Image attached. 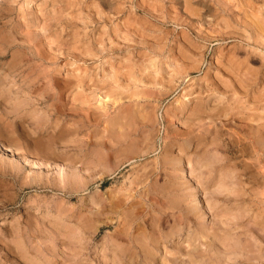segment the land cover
<instances>
[{
	"label": "rangeland",
	"instance_id": "1",
	"mask_svg": "<svg viewBox=\"0 0 264 264\" xmlns=\"http://www.w3.org/2000/svg\"><path fill=\"white\" fill-rule=\"evenodd\" d=\"M155 1L0 0V264H264V0Z\"/></svg>",
	"mask_w": 264,
	"mask_h": 264
},
{
	"label": "bare ground",
	"instance_id": "2",
	"mask_svg": "<svg viewBox=\"0 0 264 264\" xmlns=\"http://www.w3.org/2000/svg\"><path fill=\"white\" fill-rule=\"evenodd\" d=\"M57 1V0H56ZM153 1V0H152ZM155 1V0H154ZM158 2L157 3H159L160 2V0H157ZM166 1V0H165ZM177 1V0H176ZM156 2V1H155ZM169 2V1H168ZM191 2V1H190ZM189 2V0H186V3L188 4V3H190ZM217 2V1H216ZM220 2V1H219ZM218 2V3H219ZM112 3V2H111ZM152 3H154V2H152ZM171 3V2H170ZM179 3H181V2H179ZM201 3V2H200ZM155 4V3H154ZM161 4V3H160ZM183 4V3H182ZM215 4V3H214ZM109 5V4H108ZM178 5V4H177ZM185 5V4H184ZM191 5V4H190ZM112 6V5H111ZM145 6V5H144ZM173 6V5H172ZM206 6V5H205ZM223 6V5H222ZM163 7V6H162ZM168 7V6H167ZM175 7H177V6H175ZM183 7V6H182ZM189 7V6H188ZM207 7V6H206ZM205 7V8H206ZM210 7V6H209ZM143 8V7H142ZM147 8V7H146ZM155 8V7H154ZM165 8V7H164ZM240 8V7H239ZM160 9V8H159ZM188 9V8H187ZM186 9V10H187ZM208 9V8H207ZM216 9V8H215ZM152 10V9H151ZM150 10V11H151ZM189 10V9H188ZM222 10V9H221ZM185 11V10H184ZM198 11V10H197ZM196 11V12H197ZM214 11V10H213ZM192 13V12H191ZM199 13V12H198ZM201 14V13H200ZM210 14V13H209ZM213 15V14H212ZM245 16V15H244ZM175 17V16H174ZM246 17V16H245ZM178 18V17H177ZM179 19V18H178ZM219 19V18H218ZM177 20V19H176ZM262 22H264V20H262ZM238 23V22H237ZM257 24V23H256ZM256 24H255V27H256ZM254 26V25H253ZM253 27H252V24H251V28L250 29H252ZM262 29H264V28H262ZM254 30V29H253ZM259 31V30H258ZM261 31V30H260ZM256 35H259V34H256ZM252 37V36H251ZM258 37V36H257ZM262 37V36H261ZM254 38V37H253ZM247 39H249V38H247ZM259 39L260 40H262V39H264V38H258V41H259ZM257 40V39H256ZM257 43V42H256ZM258 45V44H257ZM260 45V44H259ZM262 46V45H261ZM239 65V64H238ZM232 69V68H231ZM239 72V71H238ZM110 74V73H109ZM159 74V73H158ZM254 74V73H253ZM137 76V75H136ZM224 76V75H223ZM222 76V77H223ZM205 77V76H204ZM238 77V76H237ZM236 78V77H235ZM234 78V79H235ZM253 79V78H252ZM251 78H246V79H243L241 82H240V85L241 86H244V89H245V91H243V94H245L246 93V91L248 90L247 88H245V87H249L250 85H251V83L253 82V80H252ZM255 80V79H254ZM148 81V80H147ZM238 81V80H237ZM215 82V81H214ZM142 83V82H141ZM211 83V82H210ZM215 84V83H214ZM127 85V84H126ZM232 85H235V84H233L232 83ZM95 87V86H94ZM185 87V86H184ZM213 87V86H212ZM223 87V86H222ZM253 87V86H252ZM220 88V87H219ZM235 89V88H234ZM243 89V90H244ZM51 90V89H50ZM118 90V89H117ZM211 90V89H210ZM232 90V89H231ZM196 92V91H195ZM215 92V91H214ZM225 93H226V91H224ZM233 92H235L236 93V90H233ZM240 93L242 92V90L240 89V91H239ZM215 93H217V92H215ZM222 93V92H221ZM132 94V93H131ZM242 94V93H241ZM242 94V95H243ZM192 95V94H191ZM220 95V94H219ZM242 95H240L239 93H237V95H234V96H236L235 98H233V100H241L242 99ZM245 95H247V94H245ZM244 95V96H245ZM126 97V96H125ZM247 97V96H246ZM220 98V97H219ZM248 98V97H247ZM114 99H115V96H114ZM259 99V100H258ZM92 100V99H91ZM255 101H254V103L255 102H257V100L258 101H260V96L259 95H257V96H255V99H254ZM250 102V101H249ZM211 103V102H210ZM229 99H228V97H221V100L219 101V104H216L215 106H213V107H209V108H207V107H203V105L201 106V107H199V109H197L196 110V112H195V114H196V127H197V132H196V134L194 135L195 136V138H196V140H197V144L198 145H201V144H203L204 146L206 145V143L208 142L207 140V138H208V136H207V134L209 135V134H213L216 138L217 137H219L220 136V129L218 128H215V126L217 125H215V119H217V118H219V116L220 115H224V116H226L227 114H228V110H229V108H230V106H229ZM233 104V103H232ZM241 104H243V103H241ZM184 105V104H183ZM245 105V104H244ZM205 106V105H204ZM249 106V105H248ZM255 106V105H254ZM184 107V106H183ZM244 107L245 106H242L241 107V110L242 109H244ZM246 107H247V105H246ZM250 107V106H249ZM248 107V110L249 111H251V109ZM262 107H264V106H262ZM167 108V107H166ZM178 108V107H177ZM180 108H181V106H180ZM179 108V110H181ZM235 108V107H234ZM233 108V109H234ZM252 108V107H251ZM237 109V108H236ZM191 110V109H190ZM255 110L257 111L258 109L255 107H253L252 108V112H244L245 113V117H248V119H246V121H244V124H236V125H232L233 126V135H231V136H235V137H238V139L239 140H237V142L239 141L240 142V144H241V146L242 145H244L245 146V148H246V146H249V148H250V153H252L251 154V156L254 158V161H255V163L257 164V166H259L260 167V163H262V162H264V115H262V114H256V112H255ZM231 111V110H230ZM136 112V111H135ZM179 112H181V111H179ZM232 112V111H231ZM125 113V112H124ZM240 113V112H239ZM244 113H243V115H244ZM86 117V116H85ZM135 118V117H134ZM167 118V117H166ZM189 119H190V117H189ZM241 120H243V119H241ZM245 120V119H244ZM221 122V121H220ZM104 124V123H103ZM230 124V123H229ZM209 125H212V127H210L209 128ZM222 125V124H221ZM226 125H228V124H226ZM126 126V125H125ZM229 127V126H228ZM189 128V127H188ZM113 129V128H112ZM146 129V128H145ZM195 131V130H194ZM222 131V130H221ZM238 131L240 132V135H239V133H238ZM118 132V131H117ZM189 133L190 132H188V136H189ZM119 134V133H118ZM181 135H182V133H181ZM184 135H185V132H184ZM183 135V136H184ZM190 135H191V133H190ZM212 135V136H213ZM187 136V137H188ZM194 136H192L191 135V137H194ZM221 138V137H220ZM233 138V137H232ZM183 139H185L184 137H183ZM188 139H190V136H189V138ZM192 139V138H191ZM230 139V138H229ZM235 139V138H234ZM233 139V140H234ZM195 140V139H194ZM236 140V139H235ZM234 140V141H235ZM187 141V140H186ZM207 141V142H206ZM224 141V140H223ZM230 141V140H229ZM187 142H189V141H187ZM211 142H213V141H211ZM228 142V141H227ZM236 142V141H235ZM236 142V143H237ZM124 143V142H123ZM133 144V143H132ZM139 144V143H138ZM214 144H215V142H214ZM225 144V143H224ZM197 145V146H198ZM218 145V143L216 144V146ZM230 144H228V145H223L224 147H222V148H224V152H230V151H232V150H230L231 149V147L229 146ZM231 145H232V142H231ZM239 145V144H238ZM208 146V145H207ZM233 146V145H232ZM203 148V147H202ZM219 148H221V146L219 147H217V150L219 149ZM221 148V149H222ZM239 148V147H238ZM240 149V148H239ZM243 149V148H242ZM242 149H241V151H242ZM247 149V148H246ZM234 150V149H233ZM237 152V151H236ZM234 153V152H233ZM233 158V157H232ZM243 162V161H242ZM233 163V162H232ZM252 163V162H251ZM234 164V163H233ZM230 165V164H229ZM256 166V167H257ZM261 168H262V166H261ZM148 174V173H147ZM135 176V175H134ZM134 178V177H133ZM240 180H242V179H240ZM156 181V180H155ZM136 182V181H135ZM154 182V181H153ZM241 182V181H240ZM242 183V182H241ZM259 200V199H258ZM140 205V204H139ZM123 219V218H122ZM179 223V222H178ZM123 225V224H122ZM139 234V233H138ZM133 238V237H132ZM150 242V241H149ZM146 244V243H145ZM250 245V244H249ZM146 246H147V244H146ZM195 249V248H194ZM250 250V249H249ZM147 255H148V253H146ZM159 261V260H158ZM53 264V263H52Z\"/></svg>",
	"mask_w": 264,
	"mask_h": 264
}]
</instances>
